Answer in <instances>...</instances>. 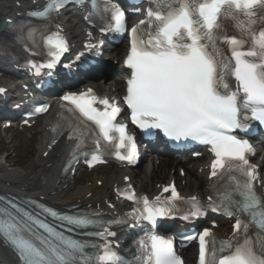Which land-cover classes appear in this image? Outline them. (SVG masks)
Returning a JSON list of instances; mask_svg holds the SVG:
<instances>
[{
    "label": "snow or ice",
    "instance_id": "1",
    "mask_svg": "<svg viewBox=\"0 0 264 264\" xmlns=\"http://www.w3.org/2000/svg\"><path fill=\"white\" fill-rule=\"evenodd\" d=\"M67 2L52 0L43 10L30 15L50 19V13L58 12ZM151 3L154 7H149L147 12L151 30L145 39L137 35L136 28L132 29L131 49L126 60L131 76L127 81L125 103L131 110L132 122L139 128L160 129L172 140H194L210 145L215 155L212 176H217V170L222 169L221 178L227 175L234 184L225 187L218 204L208 207L213 211L223 209L229 216L235 215L236 232L247 233L249 223L264 229V198L255 191L256 170L247 158L252 152L251 145L231 134L236 129L246 131L242 119L247 120L249 112L251 119L264 124V24L257 27L258 22L264 21V0H151ZM112 12L116 29L122 30L123 12L119 9H112ZM229 20L238 34L229 35L226 24ZM35 35V31L28 32L30 38ZM53 35L55 38L41 33L42 39L46 38L50 45L49 54L53 57L46 65L48 68H52L59 55L67 50L59 34ZM64 99L95 124L104 140L111 143L114 140L112 134L118 132L119 147L130 148L126 156L117 153L118 158L133 160L135 143L126 133L125 125L114 123L120 112L115 104L89 98L88 93L65 96ZM96 103L103 104L105 110L94 108ZM109 108L111 111L107 110ZM93 159L97 157L93 156ZM235 171L246 179L232 174ZM169 190L164 189L165 192ZM171 194L172 199L163 203L159 197L154 203L145 198L143 208H137L132 218L137 222L146 220L154 229L158 218L179 211L174 203L179 200V194L175 188L171 189ZM12 207L16 208L15 205ZM192 207L195 210L182 215V219L202 215L198 205ZM48 211L53 218L74 227H102L103 231L88 234L99 236L106 243L96 245L65 238L63 233H57L18 208L16 212L26 220L17 219L7 208L0 209V216L5 218L0 222V233L15 247L22 264H123L106 239L116 233L100 221L88 216L60 217L55 211ZM241 214H247L251 220L242 222ZM33 225L44 228L54 239L36 236ZM209 236L208 230L200 235L199 264H207L205 238ZM146 237L140 241L137 257L141 264H182L171 238L165 239L151 230L146 231ZM212 243L215 245L216 241ZM87 248L96 251L86 252ZM211 256L210 264H264V256L256 254L247 236L242 243L239 240L235 244L220 242L219 248L211 250Z\"/></svg>",
    "mask_w": 264,
    "mask_h": 264
},
{
    "label": "bare ground",
    "instance_id": "2",
    "mask_svg": "<svg viewBox=\"0 0 264 264\" xmlns=\"http://www.w3.org/2000/svg\"><path fill=\"white\" fill-rule=\"evenodd\" d=\"M83 32L84 31L82 29V33ZM79 35L81 34L78 33L76 36ZM0 48L2 51H5L7 55L12 53L14 56L19 57L22 54V52L18 50L9 34L0 35ZM1 84L5 85L4 83H0V85ZM114 87L115 84H113L112 82H108L107 89H104L110 91L108 93L114 94ZM48 140L49 134L45 132L44 136L42 135L40 139L38 151H35V155L31 157V164L29 165L27 171L25 170L24 172H22L16 168H13L16 165H19V163L17 162L16 164V162L13 161L12 156L6 157V165L0 161V190L3 189L2 187H5V189L14 190L15 188H19L20 191L30 192L36 191V189L39 188L38 190H41L43 191L42 193H44L40 196L46 197V201L54 206L68 207L72 205H80L81 207L88 208L100 207L104 211L111 213L112 211L109 210V205H111V203H114L112 186L117 182V176L113 175L105 177L102 183V187H99L97 185L98 179H96L93 185L80 186L78 188H73L72 179L70 178H64L61 180V182L58 181L57 183H55V179H53V176H55V165L57 163L60 151L57 149L55 153L48 155L47 158H43V152L41 153V155H37V153H39V149H44ZM64 144V141L59 142V146H62ZM16 147L17 145H12V148L14 150H16ZM165 162L172 165H170V168L174 166V163L172 161L166 160ZM7 164H10V166ZM202 166V163H198L194 166L193 169H188L187 179L189 180V184L185 188H183V193L185 195L198 196L208 192L209 182L206 179L207 174L204 171L200 172V168ZM159 169L160 168L155 169L150 178L147 177L146 186H139L142 192H149L151 194H154L156 191V187H153L152 182L164 181L166 179L165 174L168 173V171L162 168V170L160 171ZM36 171H40V174L35 175ZM110 172L111 171H109L108 173ZM262 183L264 184V174ZM71 192L72 194H70ZM216 233L224 237L228 236V234H230L228 222L222 221L218 230H216ZM10 258L11 257L10 255H8L5 248L3 246H0V262H3L5 260L3 264H13Z\"/></svg>",
    "mask_w": 264,
    "mask_h": 264
},
{
    "label": "rangeland",
    "instance_id": "3",
    "mask_svg": "<svg viewBox=\"0 0 264 264\" xmlns=\"http://www.w3.org/2000/svg\"><path fill=\"white\" fill-rule=\"evenodd\" d=\"M10 136L14 137L13 138L14 144L17 145L16 150H10V145H8V143L3 141V142H0V146L3 145V146H7V147H4L2 152L3 153L6 152L9 156H12L13 161H15L16 164H17V162L19 163V165H17L16 168L23 170V169H25V167H27L29 165L30 160H31L30 157H32L35 153V150L37 147V139L35 137L34 138H27L25 136V134L22 135L19 133H15V134L12 133L9 136H7V135L4 136V134H1V137L4 140H6V139L8 140V138ZM145 171L147 172V168H145ZM93 176H94L93 174L89 175L90 180H88V181H92ZM82 177L77 181L78 186H80V185L82 186L84 183L87 182V180L85 178H82Z\"/></svg>",
    "mask_w": 264,
    "mask_h": 264
}]
</instances>
